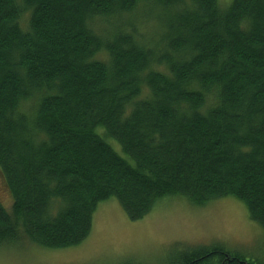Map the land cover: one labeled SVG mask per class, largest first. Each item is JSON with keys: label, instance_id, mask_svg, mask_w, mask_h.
I'll use <instances>...</instances> for the list:
<instances>
[{"label": "trees", "instance_id": "trees-1", "mask_svg": "<svg viewBox=\"0 0 264 264\" xmlns=\"http://www.w3.org/2000/svg\"><path fill=\"white\" fill-rule=\"evenodd\" d=\"M2 191L0 244L78 245L109 198L231 197L264 230V0H0Z\"/></svg>", "mask_w": 264, "mask_h": 264}, {"label": "rangeland", "instance_id": "rangeland-1", "mask_svg": "<svg viewBox=\"0 0 264 264\" xmlns=\"http://www.w3.org/2000/svg\"><path fill=\"white\" fill-rule=\"evenodd\" d=\"M217 1L225 8L232 0ZM104 28L107 25H98ZM112 146L119 150L116 142ZM0 196L8 206L9 196L4 191ZM262 229L250 220L244 205L231 197L205 206L165 198L136 220L128 218L115 198H109L97 205L91 231L80 244L66 248H45L22 240L0 244V264H176L189 246L214 244L264 262Z\"/></svg>", "mask_w": 264, "mask_h": 264}]
</instances>
